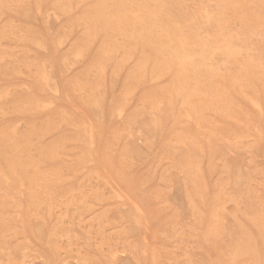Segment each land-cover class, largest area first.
Returning <instances> with one entry per match:
<instances>
[{
  "label": "rangeland",
  "instance_id": "obj_1",
  "mask_svg": "<svg viewBox=\"0 0 264 264\" xmlns=\"http://www.w3.org/2000/svg\"><path fill=\"white\" fill-rule=\"evenodd\" d=\"M170 1L0 0V264H264V0Z\"/></svg>",
  "mask_w": 264,
  "mask_h": 264
},
{
  "label": "bare ground",
  "instance_id": "obj_2",
  "mask_svg": "<svg viewBox=\"0 0 264 264\" xmlns=\"http://www.w3.org/2000/svg\"><path fill=\"white\" fill-rule=\"evenodd\" d=\"M165 1H168V0H165ZM169 1H170V0H169ZM192 1H193V0H192ZM199 1H200V0H199ZM221 1H222V0H221ZM224 1H225V0H224ZM233 1H235V0H233ZM245 1H246V0H245ZM249 1H250V0H249ZM262 1H263V0H262ZM140 2H141V1H140ZM170 2H171V1H170ZM172 2H174V1H172ZM185 2H186V1H184V3H185ZM200 2H201V1H200ZM205 2H206V1H204V3H205ZM209 2H210V1H209ZM216 2H217V1H216ZM239 2H240V1H239ZM246 2H247V1H246ZM98 3H99V2H98ZM154 3H155V2H154ZM175 3H176V2H175ZM175 3H174V4H175ZM190 3H191V2H190ZM196 3H198V2H196ZM196 3H195V4H196ZM241 3H242V2H241ZM165 4L171 5V3H170V4H169V3H165ZM195 4H194V5H195ZM202 4H203V3H202ZM207 4H208V3H206V5H207ZM222 4H224V3H222ZM247 4H248V3H247ZM250 4H251V3H250ZM255 4H257V2H255ZM148 5H149V3H148ZM175 5H176V4H175ZM177 5H178V3H177ZM177 5H176V6H177ZM183 5H184V4H183ZM183 5H182V6H183ZM192 5H193V4H192ZM192 5H191V6H192ZM220 5H221V4H220ZM238 5H239V4H238ZM240 5H241V4H240ZM112 6H113V5H112ZM162 6L164 7L165 5L163 4ZM178 6H179V5H178ZM185 6H186V5H185ZM185 6H184V7H185ZM188 6H190V4H189ZM208 6H209V5H208ZM210 6H211V5H210ZM215 6H216V5H215ZM217 6H218V5H217ZM217 6H216V7H217ZM223 6H224V5H222V8H223ZM229 6H230V5H229ZM231 6H232V5H231ZM243 6H244V4H243ZM153 7H154V6H153ZM168 7H170V6H168ZM180 7H181V4H180ZM200 7H203V6H200ZM200 7H199V10H200ZM218 7H219V6H218ZM224 7H225V6H224ZM227 7H228V6H227ZM165 8L167 9V5H166ZM170 8H171V7H170ZM172 8H173V7H172ZM181 8H182V7H181ZM181 8H180V9H181ZM187 8H189V7H187ZM190 8H191V7H190ZM197 8H198V7H197ZM211 8H212V7H211ZM235 8H236V7H235ZM240 8H242V7L240 6ZM246 8H247V6H246ZM257 8H258V7H257ZM166 9H165V10H166ZM174 9L176 10V8H174ZM194 9H195V8H194ZM194 9H193V10H194ZM215 9H216V8H215ZM215 9H212V10L215 11ZM230 9H231V8H230ZM236 9H237V8H236ZM248 9H249V8H248ZM250 9H251V8H250ZM113 10H114V7H113ZM118 10H119V9H118ZM153 10H154V9H153ZM155 10H156V9H155ZM169 10H170V9H169ZM184 10H185V9H184ZM195 10H196V9H195ZM227 10H228V8H227ZM231 10H233V9H231ZM231 10H230V11H231ZM239 10H240V9H239ZM244 10H246V9H244ZM251 10H252V9H251ZM253 10H254V9H253ZM255 10H256V9H255ZM263 10H264V9H263ZM263 10H262V11H263ZM114 11H115V10H114ZM148 11H150V10H148ZM214 11H213V12H214ZM165 12H166V11H165ZM165 12L163 11L162 7H159L158 10L154 11L153 13H150V16L148 17V21L151 22V23H152V22H154V23L158 22V24L160 23V24L164 25V26H165V29H167V34H168L170 37H171V35H172V36H173L172 39H175L174 36H179V35L181 34V33H180V30H179V28H178L179 26H176V25H175V21L172 19L173 17H169V16H168L169 13H168V15H167ZM168 12H169V11H168ZM171 12H172V11H171ZM213 12H212V13H213ZM220 12H221V11H220ZM220 12H219V13H220ZM225 12H226V11H225ZM227 12H229V11H227ZM232 12H233V11H232ZM237 12H238V11H237ZM239 12H240V11H239ZM242 12H243V10H242ZM247 12H248V11H247ZM115 13H116V11H115ZM176 13H177V10H176ZM189 13H190V12H188V15H189ZM210 13H211V12H210ZM216 13L218 14L217 11H216ZM249 13H250V12H249ZM255 13L257 14L258 12L255 11ZM141 14H142V13H141ZM181 14H182V15H185V14H183V13H181ZM186 14H187V13H186ZM191 14H192V13H191ZM197 14H198V13H196V17L199 15V14H198V15H197ZM200 14H201V15H199V17H197V19H196V17H195V19L197 20V21H195V23H199V24L201 23V24H200L201 26H202V24L204 25V22L212 23V25H214V24H213L214 22L216 23V21H215L216 18H215V17H216L217 14H214V16H215L214 18H215V19L212 18V17L210 16V14L208 13V11H205V10H204V11H202ZM229 14H230V13H229ZM233 14H234V13H233ZM241 14H242V16H245V15H243V13H241ZM244 14L247 15L246 12H245ZM133 15H134V14H133ZM135 15H136V14H135ZM177 15H179V14L177 13ZM182 15H181V16H182ZM192 15H193V14H192ZM218 15H220V14H218ZM225 15H226V14H225ZM257 15H259V16L261 15V16H262V14H260V13H258ZM179 16H180V15H179ZM189 16H191V15H189ZM230 16H231V15H229V18H230ZM234 16H236V15H234ZM250 16H251V13H250ZM252 16L255 17V15H252ZM261 16H260V18H262L264 15H263L262 17H261ZM123 17H124V15H123ZM177 17H178V16H177ZM184 17H185V16H183V18H184ZM193 17H194V16H193ZM232 17H233V16H232ZM236 17H240V16H236ZM254 17H253V18H254ZM120 18H121V17H120ZM127 18H129V17H127ZM174 18H175V17H174ZM178 18H179V17H178ZM187 18H188V17H187ZM225 18H226V17H225ZM241 18H243V17H241ZM241 18H239L240 21H241ZM249 18H250V17H249V15H248V19H249ZM257 18H258V17L256 16V19H257ZM143 19H145V18H143ZM146 19H147V18H146ZM175 19H176V18H175ZM184 19H185V18H184ZM195 19H194V20H195ZM244 19H246V17H245ZM256 19H255V20H256ZM263 19H264V18H263ZM126 20H127V19H126ZM126 20H125V21H126ZM128 20H129V19H128ZM128 20H127V21H128ZM138 20H139V18L137 19V21H138ZM176 20H177V19H176ZM179 20H180V19H179ZM185 20H186V19H185ZM189 20H190V19H189ZM216 20H217V19H216ZM229 20H230V19H229ZM232 20H233V18H232ZM234 20H236V19H234ZM242 20H243V19H242ZM251 20H252V18H251ZM251 20H250V21H251ZM132 21H133V20H132ZM135 21H136V18H135ZM187 21H188V20H187ZM243 21H245V20H243ZM253 21H254V20H253ZM138 22H140V21H138ZM181 22H182V21H181ZM225 22H226V21H225ZM229 22H230V21H229ZM237 22H238V21H237ZM254 22H255V21H254ZM129 23H130V22H129ZM143 23H144L145 25L148 24V22H146V23L143 22ZM177 23H178V22H177ZM183 23H184V22H183ZM183 23H182V24H183ZM188 23H189V21H188ZM207 23H206V24H207ZM243 23H244V22H243ZM251 23L254 25L253 22H251ZM131 24H132V22H131ZM158 24H157V25H158ZM186 24H187V23H186ZM218 24H219V23H218ZM238 24H240V23H238ZM248 24H249V23H247L246 25L248 26ZM255 24H257V23H255ZM258 24H259V22H258ZM128 25H129V24H128ZM128 25H127V26H128ZM178 25H179V23H178ZM227 25H228V24H227ZM244 25H245V24H244ZM246 25H245V26H246ZM253 25H251V27H252ZM261 25H263V24H261ZM261 25H259V26H261ZM118 26H119V25H118ZM121 26H123V25H121ZM159 26H160V25H159ZM185 26H186V25H185ZM193 26H194V25H193ZM193 26H192V27H193ZM195 26H196V24H195ZM195 26H194V27H195ZM204 26H205V25H204ZM204 26H203L202 28H204ZM214 26H215V25H214ZM217 26H220V25H217ZM225 26H226V25H225ZM228 26H229V25H228ZM238 26H241V24L238 25ZM238 26H237V27H238ZM242 26H243V25H242ZM242 26L240 27V29H241V28L244 29ZM254 26H255V25H254ZM259 26H258V27H259ZM125 27H126V26H125ZM129 27H130V25H129ZM148 27H150V26L148 25ZM152 27H153V26H152ZM154 27H155V26H154ZM156 27H157V26H156ZM161 27H162V26H161ZM180 27H181V26H180ZM205 27H206V26H205ZM209 27L211 28V26H209ZM237 27H236V28H237ZM248 27H249V26H248ZM256 27H257V26H256ZM126 28H127V27H126ZM181 28H182V27H181ZM195 28H196L195 30L191 31V35L198 36V35L201 34V36H202V31H199V29H198L197 27H195ZM207 28H208V27H207ZM218 28H219V27H218ZM225 28H227V27H225ZM245 28H246V27H245ZM253 28H254V27H253ZM261 28H262V27H261ZM142 29H144L142 32L145 34V32H146V31H145V28H142ZM148 29H149V28H148ZM156 29H158V28H156ZM182 29H183V28H182ZM188 29H189V28H188ZM237 29H239V27H238ZM250 29H252V28H250ZM259 29H260V28H259ZM259 29H258L257 32L260 31ZM150 30H151L150 32L152 33L153 29H150ZM200 30H201V29H200ZM203 30H204V29H203ZM214 30H215V29H214ZM214 30H213V31H214ZM223 30H224V29H223ZM263 30H264V26H263ZM144 31H145V32H144ZM184 31H185V30H184ZM184 31H183V32H184ZM187 31H188V30H187ZM205 31H206V30H205ZM207 31H209V30L207 29ZM207 31H206V32H207ZM213 31L210 32V33L212 34ZM215 31H216V30H215ZM224 31L226 32V30H224ZM234 31H235V29H234ZM236 31H237V30H236ZM239 31H240V30H239ZM254 31H256L255 28H254ZM142 32H141V33H142ZM160 32H161V31H159V33H160ZM220 32H221V31H220ZM225 32H224V33H225ZM231 32H232V30H231ZM241 32H242V30H241ZM241 32H239V33H241ZM146 33H147V32H146ZM159 33H156V34H159ZM207 33H208V32H207ZM218 33H219V32H218ZM227 33H228V32H227ZM227 33H226V35H227ZM243 33H244V32H243ZM247 33H248V32H247ZM250 33H251V31H250ZM261 33H262V31L259 33V35H260ZM263 33H264V31H263ZM149 34H150V33H149ZM186 34H187V33H186ZM186 34H184V35H186ZM208 34H209V33H208ZM208 34H207V35H208ZM213 34H214V33H213ZM220 34H221V33H220ZM232 34H236V33H232ZM237 34H238V32H237ZM237 34H236L235 36H238ZM252 34H253V33H252ZM257 34H258V33H256L255 35H257ZM147 35H148V34H147ZM153 35H154V34H153ZM222 35H223V34H221V36H222ZM224 35H225V34H224ZM226 35H225V36H226ZM239 35H241V34H239ZM244 35L246 36L245 33H244ZM255 35H254V36H255ZM262 35L264 36V34H262ZM130 36H132V35H130ZM156 36H158V35H156ZM164 36H165V35H164ZM180 36H181V35H180ZM225 36H224V37H225ZM228 36H229V35H228ZM147 37H148V36H147ZM182 37H183V35H182ZM185 37H186V36H185ZM208 37H209V36H208ZM208 37L206 36V38H208ZM218 37H220V36H218ZM224 37H223V38H224ZM242 37H243V36H242ZM247 37H249V36H247ZM252 37H253V36H252ZM255 37H258V36H255ZM157 38H158V37H157ZM162 38H163V37H162ZM162 38H160V40H161ZM164 38H165V37H164ZM167 38H168V37H167ZM190 38H192V37H190ZM202 38H204V37H202ZM209 38H210V37H209ZM228 38H229V37H228ZM238 38H239V37H238ZM253 38H254V37H253ZM131 39H132V38H131ZM148 39H149V38H148ZM153 39H156V38L153 37L152 40H153ZM240 39H241V38H240ZM259 39H261V38H259ZM145 40H146V39H145ZM158 40H159V38H158ZM160 40H159V41H160ZM185 40H186L185 43H187V37L184 39V41H185ZM191 40H192V39H191ZM200 40H201V39H200ZM204 40H205V38H204ZM227 40H228V41H226V42H227V46H226V48H225L224 46H222V49H223V47H224V48L227 50L228 53L233 52L234 54L232 53V58H233V60H234L233 55H235L236 53H235V49H233V48H236V47H237L236 44H237L238 42H237V43H236V42L233 43L232 40H229V39H227ZM236 40H237V39H236ZM244 40H246V38H243V41H244ZM247 40L249 41L248 38H247ZM257 40H258V39H257ZM132 41H134V39H133ZM143 41H144V40H143ZM164 41H165V39H164ZM195 41H196V40H195ZM252 41H253V40H250V43H251ZM254 41H255V38H254ZM258 41H260V40H258ZM136 42H138V41H136ZM144 42H145V41H144ZM144 42H143V43H144ZM147 42H148V43H147V46H148L149 41H147ZM154 42H155V41H154ZM166 42H167V41H166ZM173 42H174V41H173ZM177 42H178V41H177ZM205 42H206V41H205ZM256 42H257V41H256ZM256 42H255V43H256ZM262 42L264 43L263 40H262ZM161 43H162V42H161ZM175 43H176V42H175ZM189 43H190V41H189ZM189 43H187V44L189 45V47H192V45L190 46ZM194 43H195V42H194ZM252 43H253V42H252ZM255 43H254V44H255ZM159 44H160V43H159ZM163 44H164V43H163ZM171 44H172V41H171ZM197 44H199V43H197ZM197 44H196V45H197ZM200 44H201V43H200ZM200 44H199V45H200ZM205 44H206V43H205ZM211 44H212V43H211ZM215 44H216V43H215ZM245 44H246V43H245ZM245 44H244V45H245ZM247 44H248V43H247ZM161 45H162V44H161ZM165 45H166V44H165ZM168 45H170V44L168 43ZM168 45H167V46H168ZM172 45H173V44H172ZM178 45H179V44H178ZM193 45H195V44H193ZM206 45H207V44H206ZM257 45H258V44H257ZM220 46H221V45H220ZM235 46H236V47H235ZM241 46H243V45L241 44ZM252 46H253V45H252ZM254 46H255V45H254ZM254 46H253V47H254ZM259 46H260V43H259ZM149 47H150V45H149ZM163 47H164V46H163ZM175 47H176V45H175ZM182 47H183V45H182ZM196 47L198 48V46H196ZM199 47H200V46H199ZM239 47H240V46H239ZM239 47H238V48H239ZM243 47H244V46H243ZM249 47H250V45H249ZM256 47H257V46H256ZM262 47H263V46H262ZM146 48H147V47H146ZM146 48H145V49H146ZM158 48H160V47H158ZM168 48H169V47H168ZM168 48H166V49H168ZM171 48H173V47H171ZM176 48H177V47H176ZM180 48H181V47H180ZM197 48H196V49H197ZM208 48H209V47H208ZM238 48H237V49H238ZM240 48H241V47H240ZM254 48H255V47H254ZM254 48H253V49H254ZM257 48H258V47H257ZM263 48H264V47H263ZM263 48H262V49H263ZM150 49H151V48H150ZM153 49H155V48H153ZM164 49H165V48H164ZM164 49H161V50H164ZM181 49H182V48H181ZM184 49H185V48H184ZM220 49H221V48H220ZM220 49H219V50H220ZM161 50H160V52H161ZM178 50H180V49H178ZM209 50H210V49H209ZM215 50H216V49H215ZM238 50H239V49H238ZM258 50H260V49H258ZM151 51H152V50H151ZM154 51H157V50H154ZM170 51H173V50L171 49ZM192 51H193V50H192ZM207 51H208V50H207ZM212 51H213V50H212ZM212 51H211V52H212ZM220 51H221V50H220ZM222 51H223V50H222ZM224 51H225V50H224ZM245 51H246V50H245ZM254 51H255V49H254ZM256 51H257V50H256ZM260 51H261V50H260ZM260 51H259V52H260ZM263 51H264V50H263ZM160 52L158 51V52H153V53H156V55H157V53H160ZM179 52H180V51H179ZM185 52H186V51H185ZM205 52H206V51H205ZM217 52H218V51H217ZM237 52H238V51H237ZM240 52H241V54H242V52H244L243 49H242V51H240ZM251 52H252V48H251ZM259 52H258V54H259ZM162 53H163V52H162ZM164 53H165V52H164ZM168 53H169V52L166 51L165 54H168ZM171 53H172V52H171ZM171 53H170V54H171ZM186 53H187V52H186ZM206 53H207V52H206ZM212 53H213V52H212ZM246 53H247V52H246ZM246 53H245V54H246ZM249 53H250V50H249ZM254 53H255V52H254ZM254 53H253V54H254ZM183 54H184V53H183ZM189 54H190V53H189ZM198 54H199V53H198ZM237 54H238V53H237ZM250 54H251V53H250ZM258 54H257V55H258ZM263 54H264V53H263ZM156 55H155V56H156ZM178 55H179V54H178ZM200 55H201V54H200ZM207 55H208V54H207ZM214 55H215V54H214ZM226 55H227V54H226ZM228 55H230V54H228ZM239 55H240V54H239ZM254 55H255V54H254ZM254 55H253V56H254ZM257 55H256V57H257ZM155 56H154L153 58H155ZM160 56H162V54H161ZM165 56H166V55H165ZM172 56H173V55H172ZM186 56H187V55H186ZM190 56H191V55H190ZM240 56H241V55H240ZM242 56H243V55H242ZM244 56H245V55H244ZM258 56H259V55H258ZM158 57H159V54H158ZM173 57H174V56H173ZM178 57H179V56H178ZM206 57H207V56H206ZM208 57H209V56H208ZM210 57H211V56H210ZM236 57H237V56H236ZM236 57H235V58H236ZM248 57H249V55H248ZM248 57H247V58H248ZM259 57H261V56H259ZM159 58H160V57H159ZM180 58H182V57H180ZM201 58H202V57H201ZM203 58H204V57H203ZM215 58H216V57H215ZM227 58H228V57H227ZM230 58H231V56H230ZM247 58H245V59H246V60H249V59H247ZM249 58H250V57H249ZM257 58H258V57H257ZM261 58H262V57H261ZM261 58H260V59H261ZM263 58H264V56H263ZM175 59H176V57H175ZM175 59H174V60H175ZM178 59H179V58H178ZM208 59H209V58H208ZM222 59H223V58H222ZM243 59H244V58H243ZM243 59H242V60H243ZM245 59H244V60H245ZM155 60H156V59H155ZM240 60H241V58H239V61H240ZM244 60H243V61H244ZM251 60H252V58H251ZM254 60H255V59L253 58V61H254ZM262 60H263V59H262ZM166 61L169 62V60H166ZM166 61H165V62H166ZM210 61H211V60H210ZM229 61H230V60H229ZM234 61H235V60H234ZM234 61H233V62H234ZM239 61H238V62H239ZM253 61H252V62H253ZM259 61H260V60H259ZM156 62H159V61H156ZM168 62H166V63H168ZM182 62H183V61H182ZM230 62H231V61H230ZM235 62H236V61H235ZM235 62H234V64H235ZM245 62L247 63V61H245ZM248 62H249V61H248ZM256 62H257V60L255 61V63H256ZM262 62L264 63V60L261 61V63H262ZM166 63H164V64L166 65ZM172 63H173V61L171 62V65H172ZM211 63H212V62H211ZM223 63H224V62H223ZM257 63H258V62H257ZM259 63H260V62H259ZM162 64H163V63H162ZM164 64H163V65H164ZM175 64H176V62H175ZM175 64H174V65H175ZM212 64H213V63H212ZM228 64H229V63H228ZM247 64H248V63H247ZM250 64H251V62H250ZM250 64H249L248 66H250ZM196 65H197V64H196ZM202 65H203V64H202ZM205 65H206V64H205ZM232 65H233V64H232ZM243 65H245V64L243 63ZM252 65H253V64H252ZM256 65H260V64H256ZM156 66H157V65H156ZM209 66H211V65H209ZM213 66H214V65H213ZM227 66H228V65H226L225 68H226ZM234 66H236V64H235ZM240 66H242V65H240ZM253 66H254V65H253ZM263 66H264V65H263ZM263 66H260V67H263ZM158 67H159V65H158ZM168 67H169V66H168ZM232 67H233V66H232ZM236 67H237V66H236ZM238 67H239V66H238ZM245 67H247V66H245ZM250 67H252V66H250ZM255 67H256V66H255ZM257 67H258V66H257ZM257 67H256V68H257ZM182 68H183V67H182ZM199 68H200V66H199ZM201 68H202V67H201ZM212 68H213V67H212ZM212 68H211V69H212ZM230 68H231V67H230ZM230 68H229V69H230ZM234 68H235V67H234ZM241 68H242V67H241ZM248 68H249V67H248ZM253 68H254V67H253ZM258 68H259V67H258ZM263 68H264V67H263ZM172 69H173V67H172ZM207 69H209V67H208ZM227 69H228V67H227ZM231 69H232V68H231ZM244 69H246V68H244ZM244 69H241V70L244 71ZM249 69H250V68H249ZM251 69H252V68H251ZM214 70H215V67H214ZM238 70H239V69H238ZM238 70H237V71H238ZM253 70H254V69H253ZM257 70H259V69H257ZM201 71H202V70H200L199 72H201ZM210 71H211V70H210ZM231 71H233V70H231ZM234 71H235V70H234ZM246 71H247V72H246ZM246 71H245V72L248 73V70H246ZM203 72H204V71H203ZM254 72H255V71H254ZM233 73H234V72H233ZM239 73H240V71L238 72V74H239ZM243 73H244V72H243ZM243 73H241V74H243ZM257 73H258V72H257ZM184 74H185V73H184ZM200 74H201V73H200ZM205 74H206V73H205ZM205 74H204V75H205ZM208 74H209V71H208ZM210 74H211V73H210ZM235 74H236V73H235ZM235 74H234L233 76H235ZM253 74H254V73H253ZM260 74H262V73H260ZM249 75H250V73H249ZM249 75H248V76H249ZM251 75H252V74H251ZM251 75H250V76H251ZM256 75H258V74H256ZM182 76H183V75H182ZM233 76H232V79L234 78ZM243 76H244V75H243ZM245 76L247 77V75H245ZM252 76H253V75H252ZM263 76H264V75H263ZM179 77H180V76H179ZM227 77H228V76H227ZM235 77H236V76H235ZM238 77H239V76H237V78H238ZM240 77H241V76H240ZM240 77H239V78H240ZM253 77H254V79H255V76H253ZM253 77H252V78H253ZM223 78H224V77H223ZM248 78H249V77H248ZM252 78H250V79L252 80ZM188 79H189V78H188ZM229 79H230V78H229ZM232 79H231V80H232ZM234 79L236 80V78H234ZM234 79H233L232 81H234ZM244 79H246V78H244ZM178 80H179V78H178ZM228 81H229V83H230V80H228ZM239 81H242V79H241V80H238V84H239ZM246 81H248V80L246 79ZM253 81H254V80H253ZM258 81H259V80H258ZM250 82H251V81H250ZM227 83H228V82H227ZM236 83H237V81H236ZM236 83H235V85L238 86ZM201 84H202V82H201ZM209 84H210V82H209ZM243 84H244V86H245L246 83L244 82ZM249 84H250V83H249ZM252 84H253V86H254V83H253V82H252ZM212 85H213V84H212ZM215 85H216V83H215ZM218 85H219V84H218ZM246 85H247V84H246ZM255 85H256V84H255ZM201 86H202V85H201ZM221 86H222V85H221ZM256 86H257V85H256ZM256 86H255V87H256ZM260 86H261V85H260ZM227 87H228V86H227ZM240 87H241V86H240ZM247 87H248V85H247ZM214 88H215V87H214ZM229 88H230V87H229ZM235 88H237V87H235ZM250 88H251V87H250ZM221 89H223V88H221ZM237 89H238V88H237ZM244 89H245V88H244ZM248 89H249V88H248ZM210 90H211V89H210ZM224 90H225V89H224ZM242 90H243V89H241V91H242ZM245 90H246V89H245ZM249 90H250V89H249ZM207 91H208V88H207ZM213 92H214V90H213ZM220 92H221V91H220ZM249 92H251V91H249ZM252 92H253V91H252ZM255 92H256V91H255ZM253 93H254V92H253ZM253 93H252V94H253ZM240 94H241V93H240ZM209 95H210V93H209ZM243 95H244V94H243ZM246 95H247V94H246ZM255 95H256V94H255ZM218 96H219V95H218ZM230 98H231V97H230ZM262 99H263V98H262ZM263 101H264V100H263ZM263 101H262L261 103H263ZM230 102H231V101H230ZM259 102H260V101H259ZM251 104H252V103H251ZM253 104H254V102H253ZM253 106L255 107V104H254ZM256 108H257V107H256ZM260 108H261V107H260ZM258 109H259V108H258ZM259 110H260V109H259Z\"/></svg>",
  "mask_w": 264,
  "mask_h": 264
}]
</instances>
